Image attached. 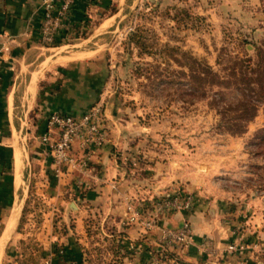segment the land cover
Masks as SVG:
<instances>
[{"label":"rangeland","instance_id":"1","mask_svg":"<svg viewBox=\"0 0 264 264\" xmlns=\"http://www.w3.org/2000/svg\"><path fill=\"white\" fill-rule=\"evenodd\" d=\"M106 4L95 6L75 37L47 51H84L110 65L106 97L114 98L129 133L116 156L130 189L116 190V208L124 212L134 199L147 213L153 201L188 192L197 221L185 217L193 230L185 256V246H163L156 229L141 230L140 244L130 245L121 225L95 215L83 263L134 264L128 261L137 253L139 264H264V88L254 69L259 47L264 54V0ZM243 102L255 106L245 116ZM22 141L27 148L28 138ZM164 164L183 176L151 185L149 170ZM30 168L27 162L11 211L27 194L22 221L41 206ZM18 245L34 244L25 238Z\"/></svg>","mask_w":264,"mask_h":264},{"label":"crops","instance_id":"2","mask_svg":"<svg viewBox=\"0 0 264 264\" xmlns=\"http://www.w3.org/2000/svg\"><path fill=\"white\" fill-rule=\"evenodd\" d=\"M41 1L0 0V264H84V245L91 237L88 220L98 215L120 226L123 210L116 208V196L124 188L130 189V176L116 151L129 137L127 119L117 114L114 98L106 97V77L110 72L107 59L102 55L89 57L84 51L73 55L47 51L55 44L48 45L41 37ZM110 1L74 0L70 21L80 27L94 8L104 9ZM75 33L76 29L64 27L54 43L75 37ZM93 102L102 103L108 140L101 146H82L75 141L74 154L85 158L86 164L70 171L65 168L63 176L57 178L41 142L47 116L52 111L77 115ZM24 136L28 138L27 148ZM17 149L22 155L21 180L24 182V168L29 162L41 204L25 221L21 220L28 201L24 192L18 197V212L11 213L23 183L16 185ZM181 175L164 164L149 170L147 180L158 186ZM196 215L192 207L174 211L164 220L177 226L185 217L197 221ZM117 230L122 241L140 244L139 225ZM25 238H31L34 244L30 249L18 245ZM58 246L63 248L60 255L54 251ZM183 252L188 256L191 251L185 246ZM140 260L135 253L128 262L139 264Z\"/></svg>","mask_w":264,"mask_h":264},{"label":"built area","instance_id":"3","mask_svg":"<svg viewBox=\"0 0 264 264\" xmlns=\"http://www.w3.org/2000/svg\"><path fill=\"white\" fill-rule=\"evenodd\" d=\"M74 0H42L43 19L41 37L48 44L58 40L64 27L76 29L70 21L71 8ZM68 22V24H66ZM104 112L101 102H93L80 114L52 111L47 116V130L41 135L45 145V153L53 163L54 175L58 178L67 171L86 164L85 158H78L73 151L75 141L80 145L101 146L108 140L105 130ZM152 208L146 213L139 201L129 199L125 202L120 225L139 224L141 230H157V239L163 246H187L193 238L192 226L188 219L183 218L179 225L172 226L159 223L161 219L176 210L188 209L193 204V196L186 192L172 197L159 198L152 202Z\"/></svg>","mask_w":264,"mask_h":264},{"label":"trees","instance_id":"4","mask_svg":"<svg viewBox=\"0 0 264 264\" xmlns=\"http://www.w3.org/2000/svg\"><path fill=\"white\" fill-rule=\"evenodd\" d=\"M262 50L260 47L258 48L257 50V56H258V60L257 62L255 63V67L254 69H256V73H257V77H256V80L258 82V84H260L261 87L264 88V79H263V76H264V54L262 53ZM246 66H250V65H246ZM205 73H209V70L207 69ZM193 75V74H192ZM262 76V77H261ZM245 83H247L248 81V78L247 77H243L242 79ZM241 115H246L248 114L249 110L251 109H255V106L254 105H251L249 104L248 102H243V104L241 105ZM260 138L263 139L264 138V129H263V132L261 133L260 135ZM54 251L56 253H58L57 255H60L61 254V251H63V248H61V246H58L54 249Z\"/></svg>","mask_w":264,"mask_h":264},{"label":"bare ground","instance_id":"5","mask_svg":"<svg viewBox=\"0 0 264 264\" xmlns=\"http://www.w3.org/2000/svg\"><path fill=\"white\" fill-rule=\"evenodd\" d=\"M112 20V19H111ZM103 28V27H102ZM76 55V54H75ZM81 54H77L76 56H80ZM75 56V57H76ZM16 169H17V172H16V185L19 186L20 183H21V177H20V168H21V165H22V155H21V150L17 149L16 151ZM24 167V166H23ZM22 171V170H21ZM22 175V174H21ZM23 182V181H22Z\"/></svg>","mask_w":264,"mask_h":264}]
</instances>
